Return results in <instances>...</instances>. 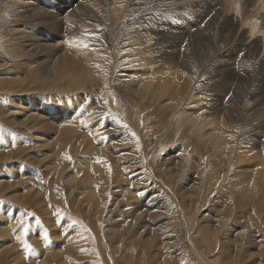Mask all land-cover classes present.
<instances>
[{
    "label": "rangeland",
    "instance_id": "374dc122",
    "mask_svg": "<svg viewBox=\"0 0 264 264\" xmlns=\"http://www.w3.org/2000/svg\"><path fill=\"white\" fill-rule=\"evenodd\" d=\"M76 1L44 0L39 5L35 0H0V264H264V125H260L264 103L252 106L256 98L248 94L254 91L257 98L264 97V64L236 75L219 65L224 60L210 63L212 40L205 46V40L176 34L167 41L156 25L146 35L149 40L126 38L137 25L133 18L137 4L145 9L152 0ZM224 2L231 5V0ZM197 3L187 4L176 17L186 18ZM153 16L163 28L170 26V16L161 12ZM152 19L144 25L149 27ZM244 28L249 34L250 27ZM258 36L251 51L237 55L245 67L252 54L260 52L264 40ZM48 43L56 44V49L43 47L40 54ZM63 57L84 72V80L82 75L58 71L56 63ZM236 79L243 80L239 87ZM205 81L206 87L198 88ZM199 96L205 98L203 107L195 103ZM219 103L227 105L222 110ZM224 111L232 118L218 127L223 134L219 146L207 138L211 133L203 134L201 118H220ZM36 137L48 141L37 142ZM251 142L255 146L245 155ZM21 219L30 225L26 236L18 228Z\"/></svg>",
    "mask_w": 264,
    "mask_h": 264
},
{
    "label": "bare ground",
    "instance_id": "6f19581e",
    "mask_svg": "<svg viewBox=\"0 0 264 264\" xmlns=\"http://www.w3.org/2000/svg\"><path fill=\"white\" fill-rule=\"evenodd\" d=\"M31 1V0H30ZM34 1V0H33ZM36 2H39V5H43V1L44 0H35ZM73 1V0H72ZM76 1V0H75ZM89 1V0H88ZM97 1H99V0H97ZM109 1V0H108ZM107 0H106V2H108ZM225 1V0H224ZM224 1H222V0H152L151 1V5L150 6H146L145 5V9H143V8H141V3H139V4H137V5H139V6H137V9H138V12H136L135 13V15L133 16V18L136 20V24L137 25H134L133 26V28H132V26L131 27H129V28H132L131 30H130V32L129 33H126V38H130V37H134L133 39L135 40V41H137V40H149V38L146 36V35H148V34H150L152 31H153V28H152V26L154 25H156L155 27H157V28H159L161 31H162V33H164V34H167L166 36H164L166 39H167V41L168 40H173V39H175V38H177L175 35L176 34H178L179 36V38H187V37H190V39H193V40H195V38H197L196 40H198V42H201L202 40H205V41H203V43L204 42H206L204 45L205 46H209L210 44H209V40H212V45H213V47H214V49H215V51H214V54H212V56H211V58L210 57H208V58H210V59H208V60H210V63L212 62V63H215V62H221V61H223L224 60V62L225 63H223V64H219L221 67H222V65H226L229 69H230V71L232 72V73H234V74H236V75H239V74H241L242 73V71L244 72V73H247L248 72V68H252V67H254L255 65H257V64H264V41L263 42H261V45H259V48H260V52L258 53V54H252V57L250 58V60H249V62H248V65H247V67H245L244 65H242V62H241V60H240V58H238L237 57V55L239 56V54H240V52L241 51H247V52H249V51H251V47H252V45L253 44H255V43H257V37H259L258 36V34H260V35H262L263 36V40H264V0H231V5L229 6V5H227ZM56 2V1H55ZM69 2H70V0H69ZM76 2H78V1H76ZM81 2V1H80ZM84 2V1H83ZM82 2V3H83ZM101 2V1H100ZM196 2H198L197 3V5H195L194 7H193V11H191V13L186 17V18H184V19H181V18H178V16L176 17V14H178L179 12H181V11H183V9H185L186 8V5L187 4H190V3H196ZM31 3V2H30ZM64 3V2H63ZM73 3V2H72ZM81 3V4H82ZM114 3V2H113ZM23 4V3H22ZM86 4H87V1H86ZM85 4V5H86ZM107 4V3H106ZM119 4V3H118ZM152 4H154V5H152ZM25 5V4H24ZM26 5H27V3H26ZM60 5V4H59ZM62 5V4H61ZM84 5V4H83ZM104 5V4H103ZM30 6V5H29ZM31 6H33V5H31ZM36 6V5H35ZM35 6H33V7H35ZM70 6V5H69ZM74 6V5H73ZM78 6V5H77ZM101 6V5H100ZM108 6V5H107ZM112 6V5H111ZM155 6H156V8H155ZM63 7V6H62ZM87 7V6H86ZM93 7V6H92ZM95 7V6H94ZM113 7V6H112ZM116 7V6H115ZM119 7V6H118ZM117 7V8H118ZM132 7V6H131ZM39 8V7H38ZM43 8V7H42ZM189 8H191V7H189ZM26 9V8H25ZM36 9V8H35ZM35 9L34 10H32L33 12L35 11ZM40 9V8H39ZM70 9H73V8H70ZM77 9H78V7H77ZM105 9V8H104ZM103 9V10H104ZM130 9V8H129ZM31 10V9H30ZM82 10V9H81ZM85 10V9H84ZM127 10V9H126ZM31 11V12H32ZM49 11V10H48ZM51 11V10H50ZM54 11V10H53ZM62 11V10H61ZM67 11V10H66ZM88 11V10H87ZM91 11V10H90ZM121 11V10H120ZM132 11V10H131ZM44 12V11H43ZM45 12H47V11H45ZM68 12V11H67ZM74 12V11H73ZM83 12V11H82ZM107 12V11H106ZM126 12V11H125ZM157 12H161V14H165V15H167V16H170L171 17V19H170V21H169V27H166V28H163V26H162V24L160 23V22H158L157 20L156 21H154L153 19V15L155 14V13H157ZM37 13H39V10L37 11ZM41 13V12H40ZM53 13H55V12H53ZM69 13V12H68ZM77 13V12H76ZM85 13V12H84ZM91 13H92V11H91ZM124 13V12H123ZM133 13V12H132ZM58 14V13H57ZM64 14V13H63ZM71 14V13H70ZM90 14V13H89ZM108 14V13H107ZM111 14V13H110ZM225 14H227V15H229V17L228 18H226V15ZM39 15V14H38ZM42 15V14H41ZM40 15V17L42 18V16ZM44 15V14H43ZM55 15H56V13H55ZM79 15H81V14H79ZM91 15V14H90ZM89 15V16H90ZM105 15V14H104ZM125 15V14H124ZM36 16V15H35ZM45 16V15H44ZM63 16V15H62ZM109 16V15H108ZM128 16V15H127ZM132 16V15H131ZM129 17V18H132V17ZM33 17H34V15H33ZM40 17H37L38 19L40 18ZM58 17V16H57ZM114 17V16H113ZM123 17V16H122ZM36 18V19H37ZM50 18V17H49ZM48 18V19H49ZM85 18H87V17H85ZM153 18V19H152ZM33 19V18H32ZM35 19V18H34ZM35 19V20H36ZM125 18H123L122 20H124ZM127 19V18H126ZM149 19H152L153 20V22L151 23V25L148 27V26H146V25H144V22L145 21H147V20H149ZM22 20V19H21ZM34 20V21H35ZM85 20V19H84ZM88 20V19H87ZM133 20V19H132ZM207 20H209V23H207L208 21ZM37 21H39V20H37ZM48 21V20H47ZM177 21H179V22H181V25L180 24H178V25H180L179 27H177V29H175V27H176V23H177ZM42 22V21H41ZM49 22V21H48ZM61 22V21H60ZM59 22V23H60ZM133 22H134V20H133ZM178 22V23H179ZM58 23V24H59ZM73 23H75V21L73 22ZM134 23V24H135ZM146 23V22H145ZM46 24V23H45ZM57 24V25H58ZM81 24V23H80ZM63 25H64V23H63ZM66 25H69V24H66ZM71 25V24H70ZM73 25V24H72ZM126 25V24H125ZM128 25V24H127ZM165 25V24H164ZM27 26V25H26ZM60 26H61V24H60ZM244 26H248V28L250 27V33L248 34L247 33V29L246 28H244ZM68 27V26H67ZM105 27V26H104ZM115 27V26H114ZM119 27H120V25H119ZM53 28V27H52ZM55 28V27H54ZM60 28V27H59ZM69 29H70V27H68ZM90 28V27H89ZM121 28V27H120ZM61 29V28H60ZM65 29H66V26H65ZM117 29L119 30V28H118V26H117ZM125 29H127V27L125 28ZM174 29H175V31H174ZM184 29L187 31H190V32H185L184 31ZM37 30V29H36ZM75 30V29H74ZM74 30H73V32H74ZM94 30V29H93ZM117 30V31H118ZM121 30V29H120ZM119 30V31H120ZM123 30V29H122ZM40 31V30H39ZM126 31V30H125ZM125 31H122V32H124L125 33ZM37 32H38V30H37ZM65 32H68L67 30H65ZM72 32V33H73ZM85 32V31H84ZM121 32V31H120ZM127 32V31H126ZM157 32V31H156ZM69 33V32H68ZM67 33V34H68ZM76 33H78V32H76ZM76 33H74V34H76ZM80 33V32H79ZM77 34V35H81V34ZM169 33V34H168ZM65 34V33H64ZM55 35V34H54ZM60 35H61V33H60ZM68 35H70L71 36V34H68ZM73 35V34H72ZM124 35V34H123ZM37 36V35H36ZM83 36H85V34L83 35ZM87 36V35H86ZM85 36V37H86ZM120 36H121V34H120ZM157 36V35H156ZM162 36H163V34H162ZM39 37V36H38ZM73 37V36H72ZM71 37V38H72ZM75 37H77V36H75ZM90 37V36H89ZM103 37V36H102ZM119 37V36H118ZM56 38V37H55ZM87 38H88V36H87ZM110 38V37H109ZM123 38V37H122ZM132 38H130V39H132ZM47 39V38H46ZM74 39H76V42H77V38H74ZM79 39V38H78ZM83 39V38H82ZM81 39V40H82ZM120 39V38H119ZM124 39H125V37H124ZM162 39H164V38H162ZM31 40V39H30ZM80 40V39H79ZM134 40H133V42H132V40H130L131 42L130 43H134ZM159 40V39H158ZM165 40V39H164ZM177 40V39H176ZM63 41V40H62ZM98 41V40H97ZM105 41V40H104ZM127 41V40H126ZM188 41V40H187ZM186 41V42H187ZM30 42V41H29ZM54 42V41H53ZM58 42V41H57ZM57 42H55V43H57ZM65 42V41H64ZM128 42V41H127ZM159 42V41H158ZM62 43V42H61ZM73 43V42H72ZM146 43V42H145ZM165 43H167V42H165ZM169 43V42H168ZM174 43H176V41L174 42ZM173 43V44H174ZM50 43H48V45H46V44H43L42 46H41V48H42V50L40 51V54L42 53V51H43V47L45 48H48V49H56V48H54L55 46H56V44H53V45H49ZM66 44V43H65ZM78 44H79V42H78ZM81 45L83 44V42H81L80 43ZM138 44V43H137ZM136 44V45H137ZM141 44V43H140ZM139 44V45H140ZM149 44V43H148ZM147 44V45H148ZM26 45L27 44H25V47H26ZM33 45V44H32ZM73 44H71V46H72ZM90 45V44H89ZM139 45H137V46H139ZM145 45V44H144ZM143 45V46H144ZM164 45H166V44H164ZM177 45V44H176ZM187 45V44H186ZM28 46H29V43H28ZM27 46V49L28 48H30V47H28ZM67 46V45H66ZM70 46V47H71ZM74 46H77V45H75V43H74ZM74 46H72V48L74 47ZM149 46V45H148ZM148 46H146V47H148ZM180 46V45H179ZM189 46V45H188ZM230 46H232L233 47V50H234V52H233V50L232 51H229L228 49L230 48ZM261 46L263 47V49L261 48ZM32 47V46H31ZM69 47V48H70ZM78 48H79V45L77 46ZM76 47V48H77ZM129 47H131V46H129ZM133 47V46H132ZM136 47V46H135ZM139 47H141V46H139ZM146 47H145V49H146ZM153 47V46H152ZM160 47V46H159ZM165 47V46H164ZM168 47H169V45H168ZM190 47V46H189ZM211 47V46H210ZM35 48V47H34ZM72 48H70V49H72ZM84 48H85V46H84ZM119 48V47H118ZM127 48H128V46H127ZM134 48V47H133ZM163 48V47H162ZM170 48V47H169ZM168 48V49H169ZM122 49V48H121ZM148 49V48H147ZM155 49H156V46H155ZM166 49V48H165ZM182 49V48H181ZM73 50H75V49H73ZM84 50H86V49H84ZM89 50V49H88ZM139 50V49H138ZM159 50H160V48H159ZM162 50V49H161ZM183 50V49H182ZM253 50V49H252ZM59 51V50H58ZM63 51V50H62ZM69 50H67V52H68ZM71 51V50H70ZM79 51V50H78ZM92 51V49L90 50V52ZM133 51V50H132ZM146 51V50H145ZM148 51V50H147ZM151 51V50H150ZM158 51V50H157ZM50 52H52V51H50ZM56 52V51H55ZM54 52V53H55ZM67 52H65V53H67ZM76 52H77V50H76ZM80 52V51H79ZM107 52V51H106ZM134 52H138V51H134ZM144 52V51H143ZM152 52V51H151ZM150 52V53H151ZM169 52V51H168ZM62 53V52H61ZM81 54L82 53H84L87 57H88V59L90 58V56H88L87 54H86V52L84 51H81L80 52ZM139 53V52H138ZM164 53V52H163ZM162 53V54H163ZM171 53V52H170ZM175 53L178 55V53L180 54V51H175ZM196 53V52H195ZM252 53V52H251ZM69 54V53H68ZM71 54H74V56L76 55L75 53H71ZM94 54V53H93ZM97 54V53H96ZM95 54V55H96ZM135 54V53H134ZM147 54V53H146ZM161 54V53H160ZM166 54H167V51H166ZM173 54V53H172ZM172 54H170V55H172ZM248 54V53H247ZM83 55V54H82ZM132 55H133V53H132ZM175 55V54H174ZM211 55V54H210ZM246 55V54H245ZM52 56V55H51ZM55 56H57V54L55 55ZM54 56V57H55ZM63 56V55H62ZM65 56H67V54L65 55ZM77 56V55H76ZM75 56V57H76ZM94 56V55H93ZM98 56H99V54H98ZM123 56V55H122ZM126 56V55H125ZM136 56V55H135ZM145 56V55H144ZM154 56H155V53H154ZM158 56V55H157ZM173 56V55H172ZM185 56V55H184ZM192 56V55H191ZM203 56V55H202ZM207 56V55H206ZM70 57V56H69ZM97 57V56H96ZM127 57H128V55H127ZM143 57V56H142ZM150 57H153L152 55L150 56ZM170 57V56H169ZM50 58H52V57H50ZM71 58H73L74 59V57L71 55ZM70 58V59H71ZM78 58V57H77ZM80 58H81V56H80ZM98 58V57H97ZM97 58H95V59H97ZM101 58V57H100ZM140 58V57H139ZM147 58H149L148 56H147ZM158 58V57H157ZM164 58V57H163ZM178 58H180V56L178 57ZM194 58V57H193ZM197 58V57H196ZM70 59H68V57H63V58H61V60L59 61V65H58V63H56L57 64V68H58V71L60 72V73H63V74H67V73H69L70 75H76V76H80V75H82V74H84V72H78L77 70H76V68H75V66H74V63H73V61H71ZM85 59V58H84ZM91 59V58H90ZM114 59V58H113ZM144 59H146V58H144ZM153 59H155L154 57H153ZM181 59V58H180ZM187 59V58H186ZM195 59V58H194ZM55 60H57V59H55ZM76 60L77 59H75L74 61L76 62ZM104 60H107L106 58L104 59ZM111 60H112V58H111ZM136 60V59H135ZM140 59H138L136 62L139 64L140 62H141V60L139 61ZM156 60V59H155ZM154 60V63L156 62ZM157 60H159V58L157 59ZM175 60V59H174ZM179 60V59H178ZM183 60H185L184 58H183ZM197 60V59H196ZM205 60V59H204ZM245 60V59H244ZM83 61H85V60H83ZM90 62H94V63H96V61H91V60H89ZM131 61V60H130ZM142 61H143V59H142ZM146 61V60H145ZM148 61V60H147ZM150 61H152V60H150ZM164 61V60H163ZM44 62V61H43ZM78 62V61H77ZM86 62H88V60L86 61ZM85 62V63H86ZM149 62V61H148ZM160 62H162V60L160 61ZM205 62V61H204ZM89 63V62H88ZM87 63V65L88 66H90V65H92V64H88ZM97 63H98V61H97ZM100 63V62H99ZM143 63H145V62H143ZM150 63H152V62H150ZM157 63H158V61H157ZM156 63V64H157ZM175 63V62H174ZM198 63V62H197ZM247 63V62H246ZM45 64V63H44ZM55 64V65H56ZM79 64V63H78ZM84 64V63H83ZM83 64H81V65H83ZM101 64V63H100ZM130 64V63H129ZM136 64V63H135ZM142 64V63H141ZM146 64V63H145ZM148 64V63H147ZM159 64V63H158ZM158 64H157V66H158ZM162 64V63H161ZM164 64V63H163ZM177 64V63H176ZM183 64H185L184 62H183ZM199 64V63H198ZM216 64V63H215ZM218 64V63H217ZM86 65V64H85ZM119 65V64H118ZM121 65V64H120ZM119 65V66H120ZM180 65V64H179ZM200 65H202V64H200ZM204 65H205V63H204ZM208 65V64H207ZM213 65V64H212ZM84 66V65H83ZM85 67V68H89V67ZM95 66V65H94ZM119 66H117V67H119ZM154 66V65H153ZM161 66V65H160ZM165 66V65H164ZM170 66V65H169ZM186 66H189V65H187L186 64ZM198 66V65H197ZM208 66H210V65H208ZM216 66V65H215ZM55 67V66H54ZM125 67V66H124ZM163 67V66H162ZM192 67V66H191ZM218 67V66H217ZM260 67V66H259ZM53 67L52 66H46V68H44V69H47V70H49V69H52ZM84 68V69H85ZM156 68V67H155ZM154 68V69H155ZM159 68V67H158ZM166 68V67H165ZM181 68V67H180ZM183 68V67H182ZM207 68V67H206ZM216 68V67H215ZM223 68V67H222ZM79 69V68H78ZM90 69V68H89ZM92 70L94 69L93 67L91 68ZM160 69V68H159ZM163 69H164V67H163ZM184 69H186V68H184ZM218 69H219V67H218ZM95 70V69H94ZM112 70V69H111ZM127 70V69H126ZM142 70V69H141ZM147 69H145V71H146ZM151 70V69H150ZM191 70V69H190ZM213 70V69H212ZM220 70V69H219ZM11 71V70H10ZM139 71V70H138ZM144 71V70H143ZM165 71V70H164ZM172 71V70H171ZM196 71H197V69H196ZM195 71V72H196ZM198 71H199V69H198ZM261 71V70H260ZM86 72V71H85ZM94 72V71H93ZM113 72V71H112ZM186 72V71H185ZM193 73H194V70L192 71ZM204 72V71H203ZM207 72V71H206ZM256 72H258V71H256ZM46 73V72H45ZM90 73V72H89ZM137 73H139V72H137ZM157 73V72H156ZM216 73V72H215ZM221 73V72H220ZM243 73V74H244ZM250 73H251V70H250ZM249 73V74H250ZM253 73V72H252ZM8 74V73H7ZM87 74V73H86ZM130 74V73H129ZM140 74V73H139ZM204 74V73H203ZM218 74V73H217ZM242 74V75H243ZM258 74V73H257ZM88 75V80H89V74H87ZM86 75V76H87ZM93 75V74H92ZM112 75V74H111ZM124 75V74H123ZM132 76H133V74H131ZM130 75V76H131ZM193 75V74H192ZM258 75H260V74H258ZM262 75H264V73L262 74ZM61 76V75H60ZM86 76H85V78H86ZM115 76H117V73H116V75ZM122 76V75H121ZM129 76V77H130ZM146 76V75H145ZM149 76V75H148ZM147 76V77H148ZM151 76V75H150ZM155 76V75H154ZM170 76V75H169ZM169 76H167L168 78H169ZM185 76V75H184ZM187 76H188V74H187ZM202 76V75H201ZM204 76V75H203ZM216 76V75H215ZM218 76V75H217ZM75 77V76H74ZM90 77H92V76H90ZM160 77V76H159ZM162 77V76H161ZM192 77V76H191ZM190 77V78H191ZM198 77H200V76H198ZM207 77V76H206ZM224 77V76H223ZM226 77V76H225ZM229 77V76H228ZM70 78V77H69ZM71 78H73V77H71ZM95 78V77H94ZM97 78V77H96ZM118 78V77H117ZM137 78V77H136ZM139 78H141L142 79V77H139ZM150 78V77H149ZM151 78H153V77H151ZM156 78H158V77H156ZM155 78V79H156ZM165 78V77H164ZM231 78V77H230ZM245 78H247V77H245ZM249 78H251L250 76H249ZM255 78V77H254ZM60 79V78H59ZM61 79H62V77H61ZM82 79L84 80V78H83V75H82ZM130 79V78H129ZM134 79H135V77H134ZM133 79V80H134ZM154 79V80H155ZM166 79V78H165ZM170 79H172V77H170ZM174 79V78H173ZM259 79V78H258ZM71 80V79H70ZM78 80V79H77ZM79 80H80V78H79ZM78 80V81H79ZM87 80V79H86ZM139 80V79H138ZM151 80V79H150ZM158 80L160 81V79L158 78ZM168 80V79H167ZM206 80H207V78H206ZM213 80V79H212ZM227 80V79H226ZM233 82H234V80L233 79H231ZM15 81V80H14ZM62 81V80H61ZM73 81V80H72ZM71 81V82H72ZM137 81V80H136ZM146 81V80H145ZM157 81V80H156ZM165 81V80H164ZM177 81V80H176ZM208 81H210V80H208ZM223 81V80H222ZM259 81V80H258ZM261 81V80H260ZM259 81V82H260ZM86 82V81H85ZM148 82V81H147ZM151 82V81H150ZM155 82V81H154ZM167 82V81H166ZM165 82V83H166ZM168 82L170 83V81L168 80ZM172 82V81H171ZM174 82V81H173ZM190 82V81H189ZM215 82V81H214ZM220 82V81H219ZM242 82H243V80H241V79H236L235 80V84H239L238 85V87L242 84ZM247 82V81H246ZM250 82V81H249ZM17 83V82H16ZM15 83V84H16ZM79 83V82H78ZM78 83H76L77 85H78ZM138 83V82H137ZM152 83V82H151ZM159 83V82H158ZM168 83V84H169ZM186 83H187V81H186ZM205 83H206V81H205ZM223 83V82H222ZM226 83H227V81H226ZM81 84V83H80ZM83 84V83H82ZM86 84V83H85ZM122 84V83H121ZM143 84V82H141V85ZM148 85H149V87L148 88H150L151 86H150V84H149V82L147 83ZM163 84V83H162ZM168 84H167V87H169L168 86ZM173 84V83H172ZM174 84H175V82H174ZM173 84V85H174ZM180 84V83H179ZM190 84V83H189ZM210 84V83H209ZM214 85H215V83H213ZM229 84V83H228ZM234 84V83H233ZM232 84V85H233ZM248 84V83H247ZM252 84V83H251ZM114 85V84H113ZM123 85V84H122ZM173 85H171V86H173ZM192 85V84H191ZM206 85H207V83L204 85V84H201V85H199L198 86V88H200V89H202V88H204V87H206ZM212 85V84H211ZM218 85H220V84H218ZM223 85V84H222ZM230 85V84H229ZM15 86V85H14ZM84 86V85H83ZM153 86H155V85H153ZM160 86V85H159ZM177 86H179V85H177ZM176 86V87H177ZM227 86V85H226ZM243 86V85H242ZM258 86V85H257ZM115 87V86H114ZM137 87V86H136ZM142 87V86H141ZM146 87H147V85H146ZM164 87V86H163ZM187 87H189L188 85H187ZM216 87V86H215ZM221 87H223V86H221ZM143 88V87H142ZM142 88H141V90H142ZM155 88V87H154ZM157 88V87H156ZM155 88V89H156ZM211 88V87H210ZM228 88V87H227ZM231 88H232V86H231ZM87 89V88H86ZM147 89V88H146ZM145 89V90H146ZM190 89H192V87L190 88ZM222 89V88H221ZM225 89V88H224ZM240 89V88H239ZM259 89V88H258ZM76 90H78V88L76 89ZM144 90V89H143ZM163 90V89H162ZM168 90V89H167ZM227 90V89H226ZM233 90V89H232ZM151 91V89L149 90V92ZM153 91V90H152ZM151 91V92H152ZM158 91H160V90H158ZM225 91V90H224ZM240 91H242V90H240ZM247 91V90H246ZM250 91H251V89H250ZM148 91L146 90V93H147ZM155 92H157V91H155ZM165 92H166V90H165ZM172 92H174V91H172ZM194 93H196L195 91H193ZM197 92H199V91H197ZM213 93H214V91H212ZM3 93V92H2ZM74 93V92H73ZM84 93V92H83ZM113 93V92H112ZM159 93V92H158ZM158 93H157V95H158ZM163 93V92H162ZM175 93V92H174ZM192 93V92H191ZM203 93V92H202ZM152 94V93H151ZM154 94H156V93H154ZM166 94V93H165ZM173 94V93H172ZM176 94V93H175ZM226 94V93H225ZM249 94V96H252V97H254V98H256L255 100H254V104L255 105H252V106H258V105H261V104H263L264 103V101H262V99L264 98V97H261V98H257L256 97V92H254V91H251V92H249L248 93ZM174 95V94H173ZM192 95H193V93H192ZM192 95H190L189 96V100H190V97L192 96ZM197 95H200L199 93H197ZM222 95V94H221ZM235 95V94H234ZM244 95V94H243ZM261 95V94H260ZM259 95V96H260ZM169 96H170V94H169ZM172 96V95H171ZM170 96V97H171ZM194 96V95H193ZM192 96V97H193ZM208 96H210V95H208ZM216 96V95H215ZM220 96V95H219ZM248 96V95H247ZM258 96V97H259ZM159 97H161V96H159ZM207 97V96H206ZM221 97V96H220ZM240 97H241V95H240ZM195 98V97H194ZM218 98V97H217ZM216 98V99H217ZM228 98V97H227ZM232 98V97H231ZM243 98H244V96H243ZM155 99V98H154ZM160 99V98H159ZM188 99V98H187ZM229 99V98H228ZM247 99V98H246ZM245 99V100H246ZM45 100V99H44ZM114 100V99H113ZM163 100V99H162ZM170 100V99H169ZM185 100V99H184ZM193 100V99H192ZM195 100V103L196 104H198V106L200 107V105H201V107H203L204 106V104L206 103L205 102V98H200V96L196 99H194ZM218 100H220L219 98H218ZM234 100H236V99H234ZM242 100V99H241ZM240 100V101H241ZM36 101H38V100H36ZM41 101V100H40ZM43 101V100H42ZM55 101V100H54ZM112 101V100H111ZM166 101V100H165ZM188 101V100H187ZM211 101V100H210ZM216 101V100H215ZM228 101V100H227ZM239 101V100H238ZM39 102V101H38ZM157 102V101H156ZM158 102H160V101H158ZM205 102V103H204ZM214 102V101H213ZM220 102H222V100L220 101ZM246 102V101H245ZM42 103V102H41ZM186 103V102H185ZM184 103V104H185ZM201 103V104H200ZM204 103V104H203ZM216 103V102H215ZM218 103V102H217ZM246 103H248V102H246ZM245 103V104H246ZM252 103V102H251ZM112 104V103H111ZM116 104V103H115ZM178 104V103H177ZM91 105V104H90ZM208 105V104H207ZM211 105V104H210ZM213 105V104H212ZM211 105V106H212ZM217 105H220V108H222V110L224 109V105L226 106L227 104H224V103H219V104H217ZM248 105H251V104H248ZM78 106V105H77ZM112 106V105H111ZM169 106V105H168ZM175 106V105H174ZM183 106V105H182ZM206 106V105H205ZM229 106H231L230 104H229ZM233 106H235V105H233ZM246 106V105H245ZM263 106V105H262ZM167 107V106H166ZM180 107V106H179ZM184 107H187V106H184ZM196 107V106H195ZM208 107H210V106H208ZM214 107V106H213ZM238 107V106H237ZM247 107V106H246ZM246 107H244L243 106V108H246ZM264 107V106H263ZM54 108V107H53ZM117 108V107H116ZM170 108V107H169ZM194 108V107H193ZM206 108V107H205ZM204 108V109H205ZM243 108H242V110H243ZM248 108H249V106H248ZM36 109V108H35ZM56 109V108H55ZM79 109V108H78ZM181 109V108H180ZM179 109V110H180ZM183 109V108H182ZM189 109V108H188ZM187 109V110H188ZM196 108H194V110H195ZM207 109V108H206ZM210 109L211 108H208V111H210ZM252 109V108H251ZM52 110V109H51ZM122 110V109H121ZM129 110V109H128ZM178 110V111H179ZM185 110H186V108H185ZM184 110V112H186ZM192 110V109H191ZM197 110V109H196ZM201 110V109H200ZM203 110V109H202ZM202 110H201V112H202ZM212 110V109H211ZM215 111H216V109H214ZM250 110V109H249ZM206 111V110H205ZM226 111V110H225ZM224 111V113H221V115H219L220 116V118L219 117H216V119H213L212 117L211 118H208V117H206V118H201V127L200 128H202L203 129V134H206V133H211L210 134V136L209 137H207L208 139H210L211 141H212V143L213 144H216V145H219L220 146V144H221V142H222V136H219V134H221V135H223L222 133H221V130H219L218 129V127L220 126V127H222L221 126V123H224V121H231L230 119L232 118V116H231V114H230V112H225ZM230 111V110H229ZM74 112V111H73ZM189 112L191 113V114H193L192 112H193V110H192V112L189 110ZM200 112V111H199ZM218 112V111H217ZM72 113V112H71ZM180 113H181V111H180ZM188 113V112H187ZM208 113H210V112H208ZM214 113V112H213ZM254 112H250V114H253ZM20 114V113H19ZM28 114V113H27ZM26 114V115H27ZM33 114V113H32ZM35 114V113H34ZM40 114V113H39ZM38 114V115H39ZM69 114H70V112H69ZM183 114V113H182ZM191 114H189L188 113V115H191ZM197 114V113H196ZM194 115V116H197V115ZM199 114V113H198ZM212 114V113H211ZM215 114V113H214ZM25 115V114H24ZM23 115V116H24ZM185 115V114H184ZM200 115V114H199ZM213 115V114H212ZM238 115V114H237ZM34 116V115H33ZM36 116H37V114H36ZM36 116H34V118L36 117ZM60 116V115H59ZM66 116V115H65ZM175 116H176V113H175ZM187 116V115H186ZM243 116V115H242ZM25 117V116H24ZM26 117H28V116H26ZM68 117V116H67ZM73 117H74V115H73ZM202 117H204V116H202ZM260 117H262L263 118V120L260 122V125H264V116H260ZM32 118V117H31ZM30 118V119H31ZM55 118V117H54ZM53 118V119H54ZM65 118V117H64ZM69 118V117H68ZM182 118V117H181ZM183 118H185L184 116H183ZM188 120H190V116H187L186 117ZM199 118V117H198ZM36 119V118H35ZM40 119V118H39ZM59 119V118H58ZM62 119V118H61ZM72 119V118H71ZM197 119V118H196ZM195 119V120H196ZM244 119V118H243ZM55 120H57V119H55ZM65 121H67V124H68V120H66V119H64ZM184 120V119H183ZM188 120H186L187 122H188ZM191 120H194V119H191ZM191 120H190V122H191ZM198 120V119H197ZM260 120V119H259ZM22 121V120H21ZM58 121V120H57ZM199 122H200V120H198ZM197 121V122H198ZM14 122V121H13ZM72 122H73V120H72ZM176 122H177V119H176ZM190 122H188V123H190ZM196 122V121H195ZM196 122V123H197ZM23 123H25V122H23ZM39 123V122H38ZM66 122H64L63 124L64 125H66L65 124ZM71 123V122H70ZM183 123H184V121H183ZM187 123V124H188ZM242 123V122H241ZM252 122H250L249 124H251ZM45 124V123H44ZM54 124V123H53ZM58 124H60V121H59V123ZM177 124H178V122H177ZM192 124L195 126V124H194V121L192 122ZM199 124V123H198ZM218 124V125H217ZM39 125V124H38ZM102 125V124H101ZM190 125V124H189ZM233 125H234V123H233ZM47 126V125H46ZM63 126V125H62ZM181 126V125H180ZM199 126V125H198ZM227 126H229V124L227 125ZM232 126V125H231ZM239 126H241V124L239 125ZM48 127V126H47ZM59 127V126H58ZM74 127V126H73ZM186 127V126H185ZM225 127V126H224ZM232 127H235V126H232ZM247 127V126H246ZM35 128V127H34ZM60 128V127H59ZM68 128V127H67ZM66 128V130L65 131H67V130H69V129H67ZM148 128V127H147ZM188 128H189V126H188ZM195 128H197V126L195 127ZM200 128H199V131L201 132V130H200ZM236 128V127H235ZM42 129V128H41ZM48 129V128H47ZM71 129V128H70ZM149 129V128H148ZM185 129H187V127L185 128ZM221 129V128H220ZM224 129V128H223ZM232 129V128H231ZM247 129V128H246ZM249 130L251 129V127L250 128H248ZM38 130H40L39 128H38ZM38 130H37V132H38ZM61 130V129H60ZM225 130V129H224ZM240 130H241V128H240ZM239 130V131H240ZM40 131H42V130H40ZM64 131V130H63ZM115 131V130H114ZM234 131V130H233ZM232 131V132H233ZM237 131V130H236ZM35 132V131H34ZM158 132V131H157ZM193 132H194V130H193ZM247 132V131H246ZM248 132H251V130L250 131H248ZM253 132V131H252ZM42 133V132H41ZM45 133V132H44ZM47 133H48V131H47ZM46 133V135L44 136L45 137V139L46 138H49V135ZM51 133V132H50ZM114 133V132H113ZM241 133V132H240ZM238 134V135H241V134ZM60 134V133H59ZM112 134V133H111ZM149 134V133H148ZM152 134V133H151ZM193 134H195V132L193 133ZM237 134V133H236ZM250 134V133H249ZM253 134H254V132H253ZM258 134V133H257ZM44 135V134H43ZM56 135V134H55ZM62 135V134H61ZM101 135V134H100ZM192 135V134H191ZM53 136V135H52ZM111 136H115V135H111ZM199 136H200V134H199ZM202 136V135H201ZM206 136V135H205ZM226 136H227V134H226ZM248 136V135H247ZM247 136H245L246 138H248ZM260 136H262V135H260ZM57 137H58V134H57ZM120 137V136H119ZM239 137V136H238ZM252 137V136H251ZM259 137V136H258ZM52 138V137H51ZM51 138H49V142L51 141L50 139ZM56 138V137H55ZM116 138V137H115ZM235 138H236V136H235ZM244 138V137H243ZM245 138V139H246ZM264 138V137H263ZM36 140H37V142H46V141H48V140H45V139H41V138H39V137H36L35 138ZM206 139V138H205ZM225 139V138H224ZM253 139V138H252ZM56 140H58V138L56 139ZM123 140V139H122ZM236 140V139H235ZM59 141V140H58ZM61 141V140H60ZM120 140H118V142H119ZM183 141V140H182ZM208 141V140H207ZM185 142V141H184ZM248 142V141H247ZM206 143V142H205ZM250 143V142H249ZM248 143V144H249ZM251 143H253V142H251ZM54 144H57V142L56 143H54ZM110 144V143H109ZM242 144V143H241ZM50 145V144H49ZM58 145V144H57ZM111 145V144H110ZM170 145V144H169ZM223 145V144H222ZM260 145H262V144H260ZM50 146H52V144L50 145ZM106 146V145H105ZM254 143H253V145L252 146H250L249 145V149L246 151V152H244L245 153V155L246 154H248L249 152H251L252 150L251 149H253L254 148ZM257 146V145H256ZM55 148V147H54ZM218 148V147H217ZM221 148V147H220ZM243 149H246V148H243ZM256 149V148H255ZM52 150V149H51ZM56 150H57V146H56ZM65 150V149H64ZM62 151V150H61ZM256 151V150H255ZM53 153H54V151H52ZM63 152V151H62ZM99 152V151H98ZM223 152V151H222ZM238 152V151H237ZM253 154V153H252ZM256 154V153H255ZM263 154H264V152H263ZM224 155V154H223ZM243 156H244V154H243ZM244 157H246V156H244ZM84 158V157H83ZM256 156L254 157V161L253 162H255V160H256ZM246 159V158H245ZM251 159H252V157H251ZM34 160V159H33ZM263 160V159H262ZM54 161V160H53ZM252 161V160H251ZM241 163V162H240ZM248 163V162H247ZM250 163V162H249ZM84 164V163H83ZM121 165V164H120ZM48 166V165H47ZM237 166V165H236ZM240 166H241V164H240ZM247 166V165H246ZM136 167V166H135ZM243 167V166H242ZM251 167V166H250ZM239 168V167H238ZM240 169H242V168H240ZM245 169V168H244ZM51 170V169H50ZM243 170V169H242ZM241 170V171H242ZM252 170V169H251ZM75 172V171H74ZM239 172V171H238ZM246 172V171H245ZM245 172H244V170H243V173L245 174ZM240 173V172H239ZM137 174V173H136ZM135 174V175H136ZM261 175H263V174H261ZM260 175V176H261ZM69 176V175H68ZM75 176V175H74ZM95 177V176H94ZM25 178V177H24ZM31 177H29V179H30ZM73 178V177H72ZM75 179V178H74ZM94 179V178H93ZM96 179V178H95ZM244 180H245V178H244ZM72 181V180H71ZM243 182H245V181H243ZM68 183V182H67ZM90 184V183H89ZM213 185V184H212ZM247 185V184H246ZM84 186H86V185H84ZM243 186V185H242ZM254 186V185H253ZM238 189V188H237ZM240 189V188H239ZM82 191V190H81ZM240 192V191H239ZM92 193V192H91ZM37 195V194H36ZM86 196V195H85ZM35 198V197H34ZM9 219V218H8ZM9 222V221H8ZM2 230V229H1ZM2 234H3V232H1ZM1 234V235H2ZM18 234V233H17ZM5 237V236H4ZM6 238V237H5ZM5 243V242H4ZM8 243V242H7ZM10 243V242H9ZM8 245V244H7ZM10 245H11V243H10ZM60 254V253H59Z\"/></svg>",
    "mask_w": 264,
    "mask_h": 264
},
{
    "label": "snow or ice",
    "instance_id": "6c2138e0",
    "mask_svg": "<svg viewBox=\"0 0 264 264\" xmlns=\"http://www.w3.org/2000/svg\"><path fill=\"white\" fill-rule=\"evenodd\" d=\"M85 47H86V45H85ZM124 127L127 128V125H124ZM2 142H3L2 141V136H0V143H2ZM66 158L70 159V157H66ZM26 215L30 216L31 214L27 213ZM73 223H75V222H73ZM39 224H40V221L36 220V225H39ZM69 227H72V225H69ZM18 228L22 230L21 235L22 236H26L28 234L29 230H30V225H29V223L26 220L21 219V221H20V223L18 225ZM43 235H44V238L47 239V232L46 231L43 233ZM29 247H30L29 245L25 244V248L26 249H29Z\"/></svg>",
    "mask_w": 264,
    "mask_h": 264
}]
</instances>
